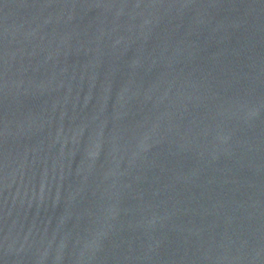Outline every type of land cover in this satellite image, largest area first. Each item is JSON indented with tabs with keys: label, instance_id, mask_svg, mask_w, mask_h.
Here are the masks:
<instances>
[{
	"label": "water",
	"instance_id": "water-1",
	"mask_svg": "<svg viewBox=\"0 0 264 264\" xmlns=\"http://www.w3.org/2000/svg\"><path fill=\"white\" fill-rule=\"evenodd\" d=\"M0 264H264V0H0Z\"/></svg>",
	"mask_w": 264,
	"mask_h": 264
}]
</instances>
